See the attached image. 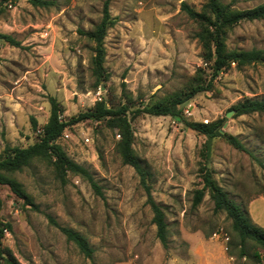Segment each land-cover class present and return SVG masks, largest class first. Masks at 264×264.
Listing matches in <instances>:
<instances>
[{"label": "rangeland", "instance_id": "1", "mask_svg": "<svg viewBox=\"0 0 264 264\" xmlns=\"http://www.w3.org/2000/svg\"><path fill=\"white\" fill-rule=\"evenodd\" d=\"M50 1L55 4L39 7L30 0H0V33L21 45L0 39V156L7 145L25 148L39 140L51 114L49 96L61 104V119L69 121L99 102L134 107L183 97L196 80L211 76L207 53L196 38L202 27L182 8L186 4L206 13L209 0H112L116 23L104 40V82L92 73L95 45L79 31L93 30L101 21L105 0ZM221 2L238 10L264 4ZM224 41L229 50L264 51V18L233 26ZM245 99H264V64H232L210 91L178 106L180 119L129 114L133 149L148 171L155 201L165 208L167 250L156 237L139 175L123 162L119 131L93 120L68 126L57 143L89 171L104 197L81 175L69 173L62 181L50 161L35 160L14 177L37 208L0 187V219L11 225L2 248L20 264H231L228 246L237 238L231 220L225 212L214 213L208 191L198 207L192 206L194 191L203 187L205 137L182 119H223L222 130L252 152L218 138L209 162L228 197L248 212L251 200L264 197V114L237 116L233 108ZM49 216L82 234L93 258L67 241Z\"/></svg>", "mask_w": 264, "mask_h": 264}, {"label": "trees", "instance_id": "2", "mask_svg": "<svg viewBox=\"0 0 264 264\" xmlns=\"http://www.w3.org/2000/svg\"><path fill=\"white\" fill-rule=\"evenodd\" d=\"M111 1L105 0L101 21L93 30L79 31L81 35L88 38L95 45L93 48L92 73L99 82L107 80L104 68L106 56L104 40L109 28L116 23V19L110 13ZM30 2L39 7H50L55 4L54 1L50 0H30ZM182 8L190 18L198 22L202 27L196 38L202 43L207 53V60L211 69V76L208 79L196 80L185 91L183 97L178 95L166 102L142 104L134 107L127 103L119 107H107L104 102H99L93 109L80 113L69 121L61 119L63 113L61 104L55 97L49 96L51 114L48 123L43 127V133L39 140L25 148L7 145L4 154L0 156V187H9L25 204L37 208L33 200L24 191L22 185L16 180L14 174L21 172L35 160L50 161L55 168L57 176L62 181H65L69 173L81 175L88 180L94 192L103 198L104 195L100 186L89 171L70 159L57 143V140L64 134L68 126L87 120L107 121L111 128L119 131L121 139L118 149L123 162L133 167L139 175L141 185L147 195V204L153 213L152 222L157 228L156 237L163 248L167 250L169 248V236L165 208L155 201L149 183L148 171L144 168L133 149L134 130L129 114H132L133 117L151 115L171 116L180 119L178 106L199 93L210 91L213 88L215 78L232 64H236L238 67L254 63L264 64V51L257 49L250 51L229 50L224 41L226 31L240 22L263 19L264 4L251 9L238 10L233 9L230 4L222 3L221 0H209L206 13H197L186 4H183ZM0 39L12 46H21L20 42L11 35L0 33ZM233 109L237 116L253 113L264 114V99H245ZM182 122L187 128L205 137L202 149L204 163L201 168L203 187L194 191L192 206L194 208L198 207L208 191L214 203V213H226L232 222V231L237 237L229 244L227 251L228 256L233 258L232 264H264V228L253 221L249 212L240 208L238 204L228 197L226 191L214 178V173L209 167L213 142L218 138L224 139L235 149L246 152L251 156H253L252 152L237 137L222 132L223 119L212 123L188 122L183 119ZM32 126L34 129L37 128V121L34 118H32ZM260 164L264 168V164ZM48 218L50 223L66 236L67 241L75 244L85 258H93L94 249L82 234L71 228L61 226L51 216ZM6 229H11V225L4 223L0 219V264H20L15 257L2 248L1 241ZM235 239L237 240L235 241Z\"/></svg>", "mask_w": 264, "mask_h": 264}, {"label": "crops", "instance_id": "3", "mask_svg": "<svg viewBox=\"0 0 264 264\" xmlns=\"http://www.w3.org/2000/svg\"><path fill=\"white\" fill-rule=\"evenodd\" d=\"M248 212L253 221L264 228V197L251 200L248 205ZM208 264H214V262H208Z\"/></svg>", "mask_w": 264, "mask_h": 264}, {"label": "water", "instance_id": "4", "mask_svg": "<svg viewBox=\"0 0 264 264\" xmlns=\"http://www.w3.org/2000/svg\"><path fill=\"white\" fill-rule=\"evenodd\" d=\"M233 113H234V111L228 112L227 117H231ZM222 132H224V131L222 130Z\"/></svg>", "mask_w": 264, "mask_h": 264}, {"label": "built area", "instance_id": "5", "mask_svg": "<svg viewBox=\"0 0 264 264\" xmlns=\"http://www.w3.org/2000/svg\"><path fill=\"white\" fill-rule=\"evenodd\" d=\"M64 135H66V133L64 132ZM86 142H89V139L88 138H86Z\"/></svg>", "mask_w": 264, "mask_h": 264}]
</instances>
